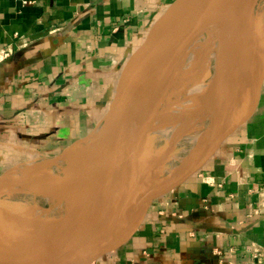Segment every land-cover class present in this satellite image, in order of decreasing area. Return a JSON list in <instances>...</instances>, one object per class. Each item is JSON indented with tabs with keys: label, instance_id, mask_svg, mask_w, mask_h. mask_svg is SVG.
Returning a JSON list of instances; mask_svg holds the SVG:
<instances>
[{
	"label": "crops",
	"instance_id": "obj_1",
	"mask_svg": "<svg viewBox=\"0 0 264 264\" xmlns=\"http://www.w3.org/2000/svg\"><path fill=\"white\" fill-rule=\"evenodd\" d=\"M175 1L0 0V175L100 133ZM95 264H264V74L252 116Z\"/></svg>",
	"mask_w": 264,
	"mask_h": 264
},
{
	"label": "water",
	"instance_id": "obj_2",
	"mask_svg": "<svg viewBox=\"0 0 264 264\" xmlns=\"http://www.w3.org/2000/svg\"><path fill=\"white\" fill-rule=\"evenodd\" d=\"M218 1L176 0L155 23L143 47L136 54H130L126 66L117 79L116 94L102 130L84 147L86 152L78 161L86 168L87 182L95 183L94 185L98 186L97 195H103L105 199L102 217L82 235L72 232L66 247L61 252L36 255L0 250V264H95L104 253L115 249L128 236L156 199L173 192L201 170L222 143L252 116L256 107L258 91L249 99L247 96L246 100L236 99L235 106L243 107L239 110L237 118L222 128L212 140L196 148V159L189 169L181 173L176 169L166 174L163 173V161L156 159L154 153L153 134L160 112L166 104L178 76L175 68L176 58L186 40L193 32H196L202 15L207 10L214 8ZM237 1L238 5L233 7L232 11H244L251 2V0ZM251 5L254 12L258 0H255ZM132 55L135 56L131 60ZM136 88L148 89L145 119L139 134L133 163L135 177L129 202L126 209L118 213L114 192L116 185L115 162L112 160L103 173H98L94 168V160L104 150L115 154L116 143L114 141L121 142L130 109L129 94ZM68 150L53 159L32 163L33 166L23 173H16V169H13L0 175V223H5L10 228L19 227L18 231L23 232L21 226L24 227L31 221L37 222L50 229L47 238H51L56 229L66 220L65 216L54 219L55 225H47L45 218L36 217L9 202L5 198V194L14 188L33 190L27 184V178L30 175L60 162L71 163L72 160H76L77 158L73 159L66 155Z\"/></svg>",
	"mask_w": 264,
	"mask_h": 264
},
{
	"label": "bare ground",
	"instance_id": "obj_3",
	"mask_svg": "<svg viewBox=\"0 0 264 264\" xmlns=\"http://www.w3.org/2000/svg\"><path fill=\"white\" fill-rule=\"evenodd\" d=\"M254 1L251 0L248 8L240 12L232 11L233 7L238 5L237 0H219L215 5L216 7H220L221 3L225 4L228 14V33L224 51L220 52L214 59L216 74L213 80L203 85L197 83L188 95L191 101L185 105L187 107L186 110L189 111L192 117L201 112L209 113V116L211 115L210 127L202 135L200 145L198 144L199 147L212 140L222 128L237 118L239 110L243 107L235 106L236 99L246 100V92L248 99L251 98L258 91L261 84L264 74V39L259 36L261 34H258L256 30V21L259 22V20L257 19V15L252 11L251 4ZM195 34L196 32H193L190 35L179 51L175 64L176 73H179L183 69ZM147 92L148 89L146 88H136L130 92V109L127 123L121 137V142L119 140L114 141L116 143L115 154H112L109 150H104L94 160V168L98 173H103L112 160L115 162L116 185L114 192L116 194V209L118 213L126 209L131 195L135 177L133 163L137 151L139 134L145 119ZM242 92L245 94H242ZM200 100L205 105L197 110L195 106ZM183 105L184 101L176 106L175 112L172 114V125L169 122L165 124L164 122L161 123L164 118L163 109L161 110L157 124V126H161L158 129V132H161V137L168 138L174 136V128L178 122V118H175V115L181 110ZM154 136L155 131L153 138ZM85 152V148L77 146H73V148L67 151L66 155L68 157L77 159L72 160L71 165L65 169L70 178L67 176L66 180L61 181L58 187L49 186L33 175L27 178V184L33 190L49 197L66 198L71 189L79 197V199H68V210L71 212L65 216L66 220L51 235V238H47L50 229L37 222L31 221L25 224L24 227L21 226L23 232L18 231L19 227L10 228L5 223H0V250L36 255L61 252L66 247V243L72 232L82 235L95 221L102 217L105 209L103 195H97L98 186L94 185L95 183L90 184L82 180L87 178L86 168L78 161H80V157H83ZM196 154L197 149L183 158L175 169L179 173L189 169L195 162ZM43 170L45 169L39 170V173ZM77 180L79 183L76 182ZM36 217L42 218L41 216ZM55 223L54 219L45 218V224L53 226Z\"/></svg>",
	"mask_w": 264,
	"mask_h": 264
},
{
	"label": "rangeland",
	"instance_id": "obj_4",
	"mask_svg": "<svg viewBox=\"0 0 264 264\" xmlns=\"http://www.w3.org/2000/svg\"><path fill=\"white\" fill-rule=\"evenodd\" d=\"M214 8L207 10L202 15L183 69L179 72L180 74L178 73V78H176V82L163 107L164 118L161 123L164 122L165 124L169 122L172 125V114L175 112L176 106L184 101L183 107L175 115V118H178V122L174 128L175 134L168 138L161 137V132H158L161 126H157L155 129L154 153L156 159L163 161L164 166L162 171L164 174L175 170L183 158L199 147L202 135L208 131L207 129L211 124V115L209 116V113L201 112L192 117L189 111L186 110L187 107L185 105L191 101L188 95L197 83L203 85L213 80L216 74L214 59L220 52L224 51L228 33V14L225 4L221 3L220 7L215 6ZM254 13L259 20V22L256 21V30L258 34H261L259 36L264 39V0H258ZM134 56L132 55L131 58ZM246 96L248 97L247 92ZM204 105L203 101L200 100L196 103L195 108L199 110ZM92 138L94 137H91L87 141L78 142L73 146L84 148L92 141ZM70 165L71 163L60 162L40 171V173L36 171L32 175L38 177L49 186L58 187L61 181L66 180L67 176L70 178L65 170ZM32 166V163L22 166L16 173H23V171ZM82 180L87 181V178ZM76 182L79 183L78 180ZM5 198L35 216L48 219H58L67 216L71 212L68 210V199H79L77 193L72 189L66 198L60 199L52 198L41 192L27 188H14L5 194Z\"/></svg>",
	"mask_w": 264,
	"mask_h": 264
},
{
	"label": "built area",
	"instance_id": "obj_5",
	"mask_svg": "<svg viewBox=\"0 0 264 264\" xmlns=\"http://www.w3.org/2000/svg\"><path fill=\"white\" fill-rule=\"evenodd\" d=\"M3 55H4V58H7V57L10 55V52L5 51V52L3 53ZM17 170H19V169H16V171H17Z\"/></svg>",
	"mask_w": 264,
	"mask_h": 264
}]
</instances>
